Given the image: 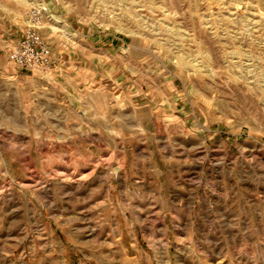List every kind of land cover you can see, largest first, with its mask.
Here are the masks:
<instances>
[{
    "label": "rangeland",
    "instance_id": "374dc122",
    "mask_svg": "<svg viewBox=\"0 0 264 264\" xmlns=\"http://www.w3.org/2000/svg\"><path fill=\"white\" fill-rule=\"evenodd\" d=\"M37 6L140 83L44 107L10 59ZM0 264H264V0H0Z\"/></svg>",
    "mask_w": 264,
    "mask_h": 264
},
{
    "label": "crops",
    "instance_id": "0c3cea01",
    "mask_svg": "<svg viewBox=\"0 0 264 264\" xmlns=\"http://www.w3.org/2000/svg\"><path fill=\"white\" fill-rule=\"evenodd\" d=\"M43 30L41 33L52 48L53 68L47 73H29L28 77L31 85L34 84L46 95L42 103L44 107L56 106L57 113L61 110L74 117L81 114L89 120L88 107L96 105V100L88 96L89 92L107 93L110 90L112 96L111 87L114 84L127 88L140 83L138 77L131 79L128 73L136 62L132 59L135 48L126 37L80 26L71 38L51 37L47 35L49 31ZM106 113L112 115V109ZM102 137L108 139L105 146L111 145L112 126L100 134L99 138Z\"/></svg>",
    "mask_w": 264,
    "mask_h": 264
},
{
    "label": "built area",
    "instance_id": "2783aa9c",
    "mask_svg": "<svg viewBox=\"0 0 264 264\" xmlns=\"http://www.w3.org/2000/svg\"><path fill=\"white\" fill-rule=\"evenodd\" d=\"M47 15L45 7H32L24 16L22 37L10 59L18 71L47 73L53 68V54L42 35Z\"/></svg>",
    "mask_w": 264,
    "mask_h": 264
}]
</instances>
